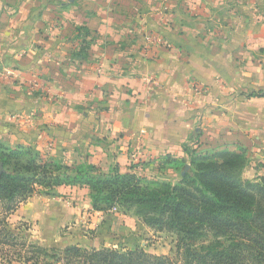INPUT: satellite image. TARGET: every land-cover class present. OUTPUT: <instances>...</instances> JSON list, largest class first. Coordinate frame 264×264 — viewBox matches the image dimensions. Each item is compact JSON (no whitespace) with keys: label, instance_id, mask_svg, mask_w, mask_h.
Returning a JSON list of instances; mask_svg holds the SVG:
<instances>
[{"label":"crops","instance_id":"1","mask_svg":"<svg viewBox=\"0 0 264 264\" xmlns=\"http://www.w3.org/2000/svg\"><path fill=\"white\" fill-rule=\"evenodd\" d=\"M79 27L91 33L85 57L72 41ZM150 36L167 46L146 54ZM11 114L14 122L32 121L17 130L7 121ZM3 138L33 144L64 164H93L105 173L118 166L173 182L190 164L187 148L241 146L246 175L258 180L264 0H0ZM89 194L61 186L52 197L35 194L10 218L33 223L29 237L49 248L109 247L111 234L135 230L126 216L93 210ZM70 223L80 232L62 230Z\"/></svg>","mask_w":264,"mask_h":264},{"label":"trees","instance_id":"2","mask_svg":"<svg viewBox=\"0 0 264 264\" xmlns=\"http://www.w3.org/2000/svg\"><path fill=\"white\" fill-rule=\"evenodd\" d=\"M90 30L79 27L72 39L78 55L89 49ZM189 171L177 182L148 179L118 166L105 173L100 166L68 165L46 158L31 147L0 143V244L25 248L4 223L33 195H52L58 187L88 188L92 208L134 214L153 231L177 237V254L157 256L143 248L119 249L71 244L62 251L30 244L19 259L38 264L42 257L59 264H264V177H244L247 150L238 146L212 152L187 148ZM10 252L1 264H13ZM28 254H31L30 256Z\"/></svg>","mask_w":264,"mask_h":264},{"label":"rangeland","instance_id":"3","mask_svg":"<svg viewBox=\"0 0 264 264\" xmlns=\"http://www.w3.org/2000/svg\"><path fill=\"white\" fill-rule=\"evenodd\" d=\"M149 80H151V79H149ZM18 115L19 114H17L16 116H18ZM13 117H15V116L11 114V115H9L8 120H7L9 123H12V122L16 123L14 125L10 124V126H12L13 128H17V130H19V129L25 130L26 126H29L27 124L26 119H21L20 121L16 120V122H14V121H12ZM4 139L5 138L0 140V143L5 145V146L11 147V148L31 147V148H34L35 150L39 151L37 146H35L33 144H27L26 142H23V141L19 142V143L11 142V141H3ZM50 147H51V145H50ZM39 152H41L42 155L45 156L46 158H49L44 151H39ZM244 177L246 179H249L248 175H246V169L244 172ZM260 178H262V177H260ZM249 180H251V179H249ZM55 192L52 195L51 194L48 195L45 192L43 193L40 191L36 192L35 194H41V195H44L47 197H52V196H55ZM16 212H14L13 214H15ZM13 214H11V215H13ZM105 214H113V215L119 214L117 216L118 218L120 215L126 216L124 218L132 219L135 222V224L133 226V228H135V230L132 233H130L128 235H125V234L113 235V234H111V236H113V237H111V239L109 240L110 243H109V247H107V248L134 249V248L139 247V248H143L145 251H147L148 253L153 254V255L172 256L175 258L176 254H177V247H176L177 237L175 235L153 231L150 228H148L147 226H145L134 214H132V213L126 214V213H123L122 211H120L119 209H114L112 211L102 212V216L105 217L106 216ZM11 215L7 216L8 218H6L5 223H4L5 227L9 231L13 232L16 236H19L21 244H23L24 242H27L26 243L27 246L25 248H23L22 246L19 245V246H17V248H14L11 245L3 246L4 244H0V254L4 253V252H10L9 254L13 257V260H14L13 264H21V263H25V262L21 261L19 259V256L20 255L24 256V254L26 256V251H27L28 246L30 244H39V243L33 241L29 237V234L31 235V233L34 232V228H33L34 224L30 223V222H26V221H18L17 222V221H15L16 219L11 220V218H10ZM102 221L105 222L104 219ZM137 221H138V225L136 224ZM74 223H70V225H67V227L63 228L62 230L67 232L68 230H66V229L73 227ZM79 224L82 225V223H79ZM73 228H74V230L77 231V233L80 232L79 227H73ZM88 234H89V236L88 235L87 236L89 237V239L93 240V239H95V237H97V234L92 232L91 230L88 232ZM103 236L109 237L108 235H104L102 233L101 237H103ZM105 243H107V241H105L104 244ZM39 245H41V244H39ZM41 246H44V245H41ZM44 247H46V246H44ZM64 248L65 247L57 248V249H59V251H62ZM28 255L30 256L31 254H28ZM0 262H1V260H0ZM31 264H34V262H32ZM38 264H56V263H54L53 260L45 259L44 257L41 256ZM59 264H64V262H61Z\"/></svg>","mask_w":264,"mask_h":264},{"label":"built area","instance_id":"4","mask_svg":"<svg viewBox=\"0 0 264 264\" xmlns=\"http://www.w3.org/2000/svg\"><path fill=\"white\" fill-rule=\"evenodd\" d=\"M167 46V42L162 36H150L147 41V45L145 46L146 54H154L156 48ZM18 119H24L23 117H18ZM32 121V118H28L27 124Z\"/></svg>","mask_w":264,"mask_h":264},{"label":"water","instance_id":"5","mask_svg":"<svg viewBox=\"0 0 264 264\" xmlns=\"http://www.w3.org/2000/svg\"><path fill=\"white\" fill-rule=\"evenodd\" d=\"M189 169H190V164H187L183 175H185L189 171ZM0 172H4L2 163H0Z\"/></svg>","mask_w":264,"mask_h":264}]
</instances>
